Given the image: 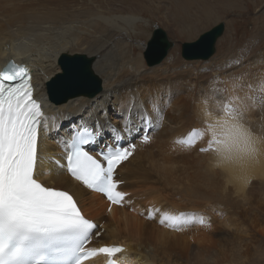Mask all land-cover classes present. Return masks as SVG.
I'll list each match as a JSON object with an SVG mask.
<instances>
[{
  "label": "bare ground",
  "instance_id": "obj_1",
  "mask_svg": "<svg viewBox=\"0 0 264 264\" xmlns=\"http://www.w3.org/2000/svg\"><path fill=\"white\" fill-rule=\"evenodd\" d=\"M107 1L0 0V64L15 61L33 69L37 96L43 103L47 124V128L41 129V153L60 155L62 138L70 125L78 123L81 118L90 125L99 122L107 138L113 136L108 133L109 125L123 133L124 119L133 100V128L141 123L138 112L146 111L153 123L157 122L153 103L158 105L162 115L159 126L150 132L151 141L139 143L135 154L119 167V180L124 182L121 188L124 192L131 191L132 196L126 200L128 206H114L111 217L105 215L108 202L103 194L73 180L55 163L40 158L37 177L44 180L46 185L74 193L86 215L98 220L106 219L108 229L101 235L102 242L125 245L128 256L132 258V261L127 259V264H214L221 252L231 253L238 246L242 252V245L237 243V246L231 238L234 234L245 232L243 220H252L248 228L255 230V234L261 228L256 215L260 213V181L264 179V163L248 170L245 183L236 178L238 173L210 168V150L199 152L200 147H207L206 139L198 141L190 149L176 143L193 128L203 127L198 108L201 101L208 100L213 105L233 102L239 107L253 106L247 102L250 98L247 99L244 84L225 73L217 72L215 77L207 73L205 82H197L200 75L214 69H211L210 60L215 57L216 44L224 31L216 37L213 54L207 59L195 58L176 65L172 57V64L168 60L163 63L165 56L159 63L142 69L141 55L148 49L153 30L138 26L141 17L135 15H104L101 5ZM196 2L199 4L203 0H183L181 5L188 10ZM176 10L174 8V12ZM122 21L133 24L134 42H138L139 50H143L137 59L126 45L123 35L127 32H124L126 29L121 25ZM85 25L96 28L98 32L109 31L110 34L118 30L117 33L123 38L116 42L112 34L113 39H93L97 58L86 53L67 52L68 47L83 44L79 40L73 43V36L78 31L88 29ZM166 37L174 43L168 34ZM74 56L82 57L83 61L74 60ZM64 57L71 60L62 63ZM192 60H202L206 64L196 69L192 66ZM72 62L82 68L89 62L93 74L100 79V86L86 83L89 91L85 90L74 97L65 96L71 91L64 82L63 86L50 87L53 80L58 82V79H62L63 68ZM100 73L104 75V82ZM176 79L180 81L176 83ZM143 87L148 90L144 96L141 94ZM95 89L97 92L94 94H87ZM63 97L67 99L59 104L51 100ZM251 112L250 126L254 131L264 132V125H261L264 115L257 120ZM142 132L134 135L140 136ZM203 134L205 136L204 127ZM52 135L56 138L53 139ZM232 195L234 200L240 201H235L233 207L229 205L233 200ZM249 198H253V203ZM149 211L154 213L151 219ZM181 211L196 220L203 217L205 223L185 224L179 230L159 223L165 212L175 215Z\"/></svg>",
  "mask_w": 264,
  "mask_h": 264
},
{
  "label": "snow or ice",
  "instance_id": "obj_2",
  "mask_svg": "<svg viewBox=\"0 0 264 264\" xmlns=\"http://www.w3.org/2000/svg\"><path fill=\"white\" fill-rule=\"evenodd\" d=\"M85 72L84 68L70 64L65 66L62 79L67 86H73ZM261 92L264 93V89H261ZM236 99L239 100L238 97ZM259 104L264 105V95L260 97ZM222 106L229 111L239 108V105L233 102H225ZM253 106H256V102ZM152 108L156 113L157 122L154 124L151 116L142 111L137 113L141 123L133 128V100L128 109V116L124 119V132L121 133L109 125L114 142L106 144L96 153H93L91 148L104 135V129L99 122L90 125L81 118L78 123L71 124V139L63 140L67 152L66 162L60 166L65 167L72 177L88 189L106 196L110 205H122L128 194L118 190L121 182L114 178L115 171L123 161L128 160L136 147L134 144L122 146L124 135L131 136L143 128L142 142H150L148 130L157 128L159 120L162 119L158 105L153 103ZM45 121L41 105L33 98L29 69L10 62L0 70V215L7 217L9 221V224L0 223V264H10L20 253L19 248L9 247L10 224L44 230L78 226L83 230V239L78 248L76 264H82L85 259L100 253L114 257L124 251L121 246L85 247L91 241L98 225L82 214L73 196L67 191L44 187L36 179L38 139L41 129L47 128ZM203 139V127H199L177 139L176 143L190 149ZM211 147L212 142L207 141V148L200 151H209ZM148 216L151 219L154 213L149 211ZM193 222L204 224L205 219L200 217L196 220L186 213L174 215L165 212L159 220L161 225L178 230ZM95 235L99 237L101 233L96 231ZM109 264H117V261L111 259Z\"/></svg>",
  "mask_w": 264,
  "mask_h": 264
},
{
  "label": "rangeland",
  "instance_id": "obj_3",
  "mask_svg": "<svg viewBox=\"0 0 264 264\" xmlns=\"http://www.w3.org/2000/svg\"><path fill=\"white\" fill-rule=\"evenodd\" d=\"M108 1L103 2L101 5L104 15H135L141 17V19L138 20V26H146L148 29L151 28L150 31L159 27L167 32L169 38L174 42V44L169 53L163 59V63L168 60L172 64L173 60L170 59L171 57L175 59L176 65L190 60L183 57L182 44L184 42L196 40L203 32L210 30L219 22L223 24L225 27L224 34L219 38L216 44V53L213 55L215 57L210 60L212 65L211 69L214 68L215 70L213 69L212 71L203 73L197 79V82H205L207 80V77L205 78L207 73L208 76L215 77L217 72L225 73L230 78L237 79L238 81L240 80L244 84L247 99L250 98L247 102L249 101L252 105V101L258 102L252 112L250 111L254 116L253 118H257V120L259 118H263L264 105L259 104V97L264 95V93L262 94L261 92V89H264V64L262 65V63H264V0H203V2H200L199 4L197 2L194 4L198 5V7L192 5V9L188 10H185L181 5L183 0ZM174 8L177 9L176 12H174ZM121 25L125 26L126 30H124V32H127V34L123 35L126 38L127 47L131 48L130 51L132 55L136 57L135 59L139 58L143 50H139L138 42H134L135 34L132 27L133 24H127V22L122 21ZM154 25H156V27ZM85 26L88 29H84L82 32L78 31V34L73 36V43L79 40L83 44L70 46L66 49L67 52H72V54L86 53L89 56H95L97 58V55H94L95 48H93V39L96 37H100L101 39H105L106 37V39H113L112 34L113 37H115L113 40L116 42H119L123 38L121 34L117 33L118 30L110 34L109 31L98 32L96 28L91 26L88 27L87 25ZM143 57L144 55H141L140 62H143L141 64L144 66L142 69H147L149 66ZM196 61L197 60H194L192 62V66L196 69H201L203 65L206 64V62H203L202 60ZM215 67H218L219 69ZM220 67L222 68L220 69ZM250 70L254 71L252 72ZM94 71H97V69L94 68ZM96 74H99V72L97 71ZM99 76L104 82V75L100 73ZM83 78L86 80L84 75ZM179 81L180 80H177L175 82L178 83ZM146 90V87L142 88L141 94L143 96L148 94V90ZM250 92L253 94H250ZM256 97L259 99H256ZM256 108L259 110L257 111ZM261 125H264V122ZM260 129L261 128H259V130ZM140 132L142 131L140 130ZM52 137L53 139L56 138L54 135H52ZM260 186V213L258 216L256 215V217L258 218V222L261 224V228L257 229V235L255 234V230H250L248 228V226H250L249 222L252 220H243L245 224V232L234 234L233 238H231V241H233L236 245L237 243L242 245V252L238 249L240 246L237 245L238 250L234 249L233 252L227 254L226 252H221L219 254L218 261H216L217 263L214 262V264H264V179L260 181ZM233 196L234 195L231 197L232 199ZM249 199L253 203V198ZM235 201L240 202L233 199L229 205L234 206Z\"/></svg>",
  "mask_w": 264,
  "mask_h": 264
},
{
  "label": "clouds",
  "instance_id": "obj_4",
  "mask_svg": "<svg viewBox=\"0 0 264 264\" xmlns=\"http://www.w3.org/2000/svg\"><path fill=\"white\" fill-rule=\"evenodd\" d=\"M254 107L229 111L205 100L198 105L205 129L204 139L212 142L210 168L238 173L236 178L245 183L248 170L264 163V132L254 131L249 122V112Z\"/></svg>",
  "mask_w": 264,
  "mask_h": 264
},
{
  "label": "water",
  "instance_id": "obj_5",
  "mask_svg": "<svg viewBox=\"0 0 264 264\" xmlns=\"http://www.w3.org/2000/svg\"><path fill=\"white\" fill-rule=\"evenodd\" d=\"M220 25L221 26H217L214 29L212 28L211 30L202 34L195 42L182 44L183 57L186 59H195V58L207 59L208 57H210L213 54V45L216 41V37L219 34L223 33L225 28L223 24ZM166 36L167 34L163 31L162 28L158 27L153 30L151 39L147 47L148 49L144 54L145 60L148 65L159 63L166 56L169 49L173 46L174 43L169 42ZM73 59L83 61L82 57L80 56H74ZM69 60L71 59L64 57V59L61 62L66 63ZM71 64H73V62ZM84 69L86 70L85 74L88 76L86 77L84 74L86 80L82 76L81 79L75 84V86L73 85L70 86V88H68L71 92L65 96L74 97V95L77 96L80 95V93H84L85 90L89 91V89L85 87L86 83L92 82L98 87L100 86L101 83L99 81L100 79L93 74L92 70L90 69L89 62L86 64V67ZM62 74H64V72ZM62 82H64V80L62 79H58V82L53 80L50 83V87H52V85H54V87L57 85L63 86ZM95 92H97L96 89L91 93L87 92V94L91 95L92 93L94 94ZM65 99H67V97L66 98L63 97L60 100H55V99H51V100L56 104H59Z\"/></svg>",
  "mask_w": 264,
  "mask_h": 264
}]
</instances>
